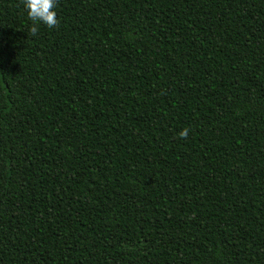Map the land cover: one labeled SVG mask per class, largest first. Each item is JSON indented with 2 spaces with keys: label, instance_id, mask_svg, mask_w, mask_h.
<instances>
[{
  "label": "trees",
  "instance_id": "16d2710c",
  "mask_svg": "<svg viewBox=\"0 0 264 264\" xmlns=\"http://www.w3.org/2000/svg\"><path fill=\"white\" fill-rule=\"evenodd\" d=\"M0 264H264V0H0Z\"/></svg>",
  "mask_w": 264,
  "mask_h": 264
}]
</instances>
